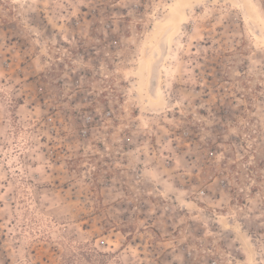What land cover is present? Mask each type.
<instances>
[{"label": "rangeland", "instance_id": "rangeland-1", "mask_svg": "<svg viewBox=\"0 0 264 264\" xmlns=\"http://www.w3.org/2000/svg\"><path fill=\"white\" fill-rule=\"evenodd\" d=\"M0 264H264V0H0Z\"/></svg>", "mask_w": 264, "mask_h": 264}, {"label": "bare ground", "instance_id": "bare-ground-1", "mask_svg": "<svg viewBox=\"0 0 264 264\" xmlns=\"http://www.w3.org/2000/svg\"><path fill=\"white\" fill-rule=\"evenodd\" d=\"M188 16V15H187Z\"/></svg>", "mask_w": 264, "mask_h": 264}]
</instances>
